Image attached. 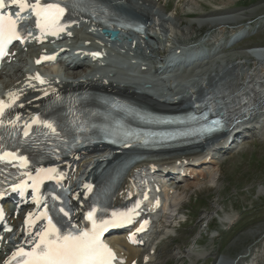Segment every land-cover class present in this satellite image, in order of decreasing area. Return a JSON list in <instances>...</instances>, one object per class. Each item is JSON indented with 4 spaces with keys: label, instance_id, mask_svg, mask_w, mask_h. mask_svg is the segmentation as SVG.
<instances>
[{
    "label": "rangeland",
    "instance_id": "374dc122",
    "mask_svg": "<svg viewBox=\"0 0 264 264\" xmlns=\"http://www.w3.org/2000/svg\"><path fill=\"white\" fill-rule=\"evenodd\" d=\"M151 10L156 24L166 21L160 37L167 34L179 45H191L203 35L216 43L210 58L193 68L161 73L175 76L167 81L174 91L234 87L247 73H259L264 54L252 49L264 47V0H160ZM233 28L245 35L228 47L225 39ZM150 44L164 48L159 40ZM136 49L143 51V43ZM24 57L26 53L6 67L0 89L26 67ZM214 161L195 182H186L198 187L184 192L185 183L178 187L182 197L177 200L183 201L178 216L172 217L176 210L170 212V219L160 223L162 230H152L157 241L152 264H264V133L251 141L238 139Z\"/></svg>",
    "mask_w": 264,
    "mask_h": 264
},
{
    "label": "snow or ice",
    "instance_id": "6c2138e0",
    "mask_svg": "<svg viewBox=\"0 0 264 264\" xmlns=\"http://www.w3.org/2000/svg\"><path fill=\"white\" fill-rule=\"evenodd\" d=\"M7 3L18 7L19 11L16 12V17H20L22 12L30 9L32 17L34 18V21L30 22H34L35 27L38 28L42 34L48 33L52 35H56L64 30L66 25L61 23V19L70 8L78 11H88V9L83 6L84 0H66V2H64V0H58L56 3H49L46 2V0H7ZM5 7L6 0H0V10H3ZM91 12L93 16L96 15L95 9H92ZM24 27L25 25L23 24L18 26L17 20L13 19L10 14L0 13V56L6 54V46L13 40L22 41V29ZM92 55L95 57L100 54L92 53ZM41 59H45V57ZM39 62L38 60L37 63ZM35 79L40 80V77L37 75ZM40 82L44 83L42 80ZM9 96L13 97L12 102L5 104L4 101H0V116H3L6 107H11L12 103L15 102L13 94L9 93ZM17 119H19V117H17ZM3 123L4 121L0 120V126H2ZM10 123L14 124L15 122L10 121ZM45 126L51 129L53 133L56 132V129L51 123H45ZM25 128L27 129V125ZM24 134H28L27 130H25ZM13 159H18L20 161V167H27L28 160L25 157H17L16 154L12 152L0 153V162L7 160L11 163ZM54 172H56L54 168L37 169L36 177L29 176L32 180L33 201L37 204H39L37 192L39 182L42 178L41 174H44L46 178H51L48 174ZM17 187L21 188V195H23V188L27 187V185H16L13 187V191H15ZM84 187L89 190L91 188L90 185H85ZM0 195H3V193L0 192ZM55 198L56 197H54V199ZM61 212H63L65 216L69 215L63 208ZM2 215V212H0V218H2ZM32 217L33 213H28V216L25 218V225L28 227V230L35 224L36 220L41 218L47 221L46 226L41 231L35 233V237H38V239H35L30 250L25 251L24 248L18 247L4 264H10L13 260L16 261V264H112V261L115 260V254L100 241V235L109 227H115L120 223L129 222L125 214L114 213L112 220L102 221L97 225L93 219V213L89 212L87 219L93 222L91 231L73 230L62 232L53 224L47 211L40 213L35 219H32ZM145 224H147V221L141 224L137 232L142 231ZM26 234L28 233L26 232Z\"/></svg>",
    "mask_w": 264,
    "mask_h": 264
},
{
    "label": "bare ground",
    "instance_id": "6f19581e",
    "mask_svg": "<svg viewBox=\"0 0 264 264\" xmlns=\"http://www.w3.org/2000/svg\"><path fill=\"white\" fill-rule=\"evenodd\" d=\"M123 2H124V5L129 10V13L131 15L140 18L146 24L149 23L150 19H152L153 16H154L153 13L151 12L152 11L151 10V6L154 3L153 0H140V2H142L144 6H148V10H144V9H140V8H136L135 6H132L131 0H123ZM186 16L189 17V16H192V14H186ZM165 22L166 21L162 20L157 26H155V28H159L161 30V32H164V34L166 32V26H167ZM217 25H221V23L220 24H217ZM212 26H214V25L212 24ZM191 27H192V25H191ZM260 64H262V65H260V69L258 70L259 73H257V74H248L247 73L246 76H245V78H244V81L243 82H240V83H237L236 86L238 88H242V91H241V96H242L241 99L242 100L240 102L233 103L231 112H229L227 110L226 111L220 110L221 113H222V115L224 117H227V119L229 120V125L228 126L231 125V123L233 121L232 118H234V119L236 118L239 121L238 122L239 124L237 125V127H239V125H241V123H242L241 121H243V117L244 116H247L249 114L254 115V114H256L260 110V108L263 107V105H264V79H262V76H264V63H260ZM252 79L253 80H258L257 81V83L259 84L258 89L261 90V93L256 94L255 93L256 91H250V90H248V87H249L250 82L252 81ZM72 83H75V82H72ZM76 84H78L76 86V88H71V89H78V88L81 89V88L87 87L88 85H91L93 88L103 87V90L104 91H109V92L116 91L118 93L121 92V90H118V88L113 87L111 85V83L107 84L106 82L99 81V80L97 81V80L84 79L80 83L76 82ZM244 84H246V85L244 86ZM7 86L8 85H6L4 87L6 88ZM67 87H69V86H67ZM122 93L125 94V95H127V96H129V97H134L136 100H138L140 102H143V103H145V104H147L149 106L156 107V108L162 107L157 102H152L149 98H146L145 96L135 95L129 89L122 91ZM55 95H56V93H52L51 95L49 94V95H47V97H44V98H42L40 100H37L36 102L30 104V106L31 105H36V104L42 103L45 100H47V98L50 99V98H52ZM222 97H220L218 99L219 100H222ZM181 102L182 101H180L178 104H181ZM165 107H168V106H165ZM211 110H212V108H211ZM259 123H261V122H259ZM175 161L176 160H166V161L163 162V164L166 165V166H171L173 163H175ZM140 173H141L140 178L143 180V183H146L147 185H148V183H151V181H152L151 177H149L148 174L146 172H144V170H141ZM211 179L212 178H210V180ZM136 185H138V186L140 185L139 180L136 181ZM183 185H184V183H183ZM192 186L193 187L194 186L195 187H198L199 184H196V183L189 184V185L187 184V185L183 186V192L185 190H188ZM183 192H182V194H183ZM178 193L179 192L176 191V194L175 195H171L170 196V195H166V192H163V194L165 196H167L168 199L170 198L172 200H176V199L179 200L180 199L179 196H181V195L178 194ZM128 251H129L131 257H134L135 254H136V252H137V250L130 249V248H128Z\"/></svg>",
    "mask_w": 264,
    "mask_h": 264
}]
</instances>
